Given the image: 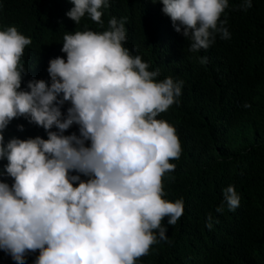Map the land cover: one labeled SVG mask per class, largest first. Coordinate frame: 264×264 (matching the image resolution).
<instances>
[{
	"label": "trees",
	"instance_id": "16d2710c",
	"mask_svg": "<svg viewBox=\"0 0 264 264\" xmlns=\"http://www.w3.org/2000/svg\"><path fill=\"white\" fill-rule=\"evenodd\" d=\"M61 1L0 0V37L34 38L32 73L53 63ZM149 2L155 28L128 40L147 61L127 70L125 102L108 83L105 120L63 148L26 121L48 78L29 79L0 53V264L7 247L16 264H264V0ZM119 4L136 22L145 14L113 0L109 17ZM72 64L54 62L75 76ZM95 90L75 78L63 115Z\"/></svg>",
	"mask_w": 264,
	"mask_h": 264
},
{
	"label": "clouds",
	"instance_id": "9594fccd",
	"mask_svg": "<svg viewBox=\"0 0 264 264\" xmlns=\"http://www.w3.org/2000/svg\"><path fill=\"white\" fill-rule=\"evenodd\" d=\"M144 16L139 21H134L120 10L117 14L109 17L113 0H62L59 22L64 25V31L58 42L53 43L50 50H46L53 59L52 64H46L38 73H32L25 66V51L31 50L34 46V38L28 32L22 31L16 43L11 42L7 35L0 37V53L3 59L9 58L17 71L26 73L29 79L48 78L46 88L34 94L26 105L25 115L29 127L42 136H48L57 132L62 138L63 148L78 137L90 134L91 131L102 121L105 114L100 105V97L112 83L113 90L118 94L116 102H125L122 94L126 79L127 70L141 62L144 66L147 59L132 49L128 40H144L149 38L155 28L154 20L149 18L145 4H150L149 0H135ZM128 11L136 12L133 7ZM169 9V13L172 11ZM184 7L180 13L185 11ZM183 23L188 20V11L183 14ZM111 44L116 54L107 60H102L98 54L99 48L105 44ZM42 48L45 47V40L41 37L38 42ZM120 54L124 60L118 57ZM60 60L72 61L68 68H74L76 75L73 76L65 69H57L54 62ZM128 60V62H127ZM84 64L82 69H78L76 64ZM54 66V67H53ZM82 77L95 82L96 90L90 104L79 111L74 117L66 118L63 115L65 103L69 98V89L75 78ZM156 86L161 89V84L155 80ZM162 90V89H161ZM145 113L142 110L130 113L126 117H140ZM112 123L113 120L109 119ZM40 141V139H38ZM3 264H16L12 257V251L7 247L2 254Z\"/></svg>",
	"mask_w": 264,
	"mask_h": 264
}]
</instances>
